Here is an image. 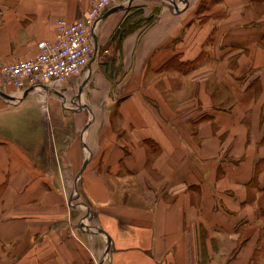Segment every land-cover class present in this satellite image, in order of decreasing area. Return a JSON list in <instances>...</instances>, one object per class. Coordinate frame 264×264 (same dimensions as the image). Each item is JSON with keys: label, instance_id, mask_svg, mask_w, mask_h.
<instances>
[{"label": "crops", "instance_id": "0c3cea01", "mask_svg": "<svg viewBox=\"0 0 264 264\" xmlns=\"http://www.w3.org/2000/svg\"><path fill=\"white\" fill-rule=\"evenodd\" d=\"M112 4L84 72L0 93V264H264V0ZM89 5L0 0V62Z\"/></svg>", "mask_w": 264, "mask_h": 264}, {"label": "built area", "instance_id": "2783aa9c", "mask_svg": "<svg viewBox=\"0 0 264 264\" xmlns=\"http://www.w3.org/2000/svg\"><path fill=\"white\" fill-rule=\"evenodd\" d=\"M113 1L90 0L83 16L55 21L53 39L40 40L35 56L0 62V93L3 97L9 98V89L25 90L49 81H65L71 75L84 72L98 52L96 28Z\"/></svg>", "mask_w": 264, "mask_h": 264}, {"label": "trees", "instance_id": "16d2710c", "mask_svg": "<svg viewBox=\"0 0 264 264\" xmlns=\"http://www.w3.org/2000/svg\"><path fill=\"white\" fill-rule=\"evenodd\" d=\"M123 27H124V26H123ZM123 27L119 30V32H117V34H118V35H117L118 38L120 37V34H121L122 30L124 29ZM115 37H116V36H115Z\"/></svg>", "mask_w": 264, "mask_h": 264}]
</instances>
